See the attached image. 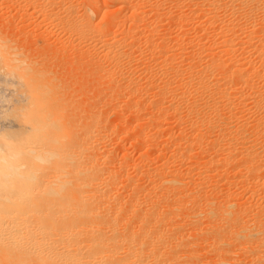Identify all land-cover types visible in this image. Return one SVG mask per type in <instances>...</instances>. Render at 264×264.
<instances>
[{"label": "bare ground", "instance_id": "bare-ground-1", "mask_svg": "<svg viewBox=\"0 0 264 264\" xmlns=\"http://www.w3.org/2000/svg\"><path fill=\"white\" fill-rule=\"evenodd\" d=\"M28 1H30V4H31V1L33 0H28ZM94 1L97 2V0H94ZM192 1L190 0V2ZM198 1L199 0H197V4H198ZM219 2L221 3L223 1L207 0L206 4L202 2L204 4L202 7L197 4H195V6L197 5L201 7L200 10L202 14L204 15L207 14L206 16H204V18L206 17L205 19H206L207 25L209 26L213 25L216 28H218V30H220L219 34L226 35V36L227 34L228 36L232 34L233 37L236 34L237 30L242 31V28L244 26V24L242 25V23L246 21L244 19L247 16V15L244 16V14H246L244 12H247V11L254 12L255 9L256 10L257 8L260 9V5L262 6V8H264V0H230V4L233 3V6H230L232 10L231 11L229 10L231 15L235 12L234 10L235 9L234 7H236V5L234 6L235 2L238 3V5L241 3L242 4L244 3L243 5L248 10L244 11L245 8L243 10V16L245 18H243L242 16H239L240 18L241 17L243 18L244 20V21L242 20L243 22L241 21V19L239 21V19L237 20L236 18H235L236 20H229L228 19L229 15H228L227 19L229 20V23L226 24L223 21L225 23L224 25L223 22L218 21L219 20L218 11H220L219 9H222L221 8L222 5H220ZM60 3L61 2L58 3L59 7L61 5ZM225 3H226V0H225ZM227 3L226 5H224L223 3V5L229 8L230 4L228 5ZM55 4L56 3L54 2V5ZM91 4H90V7L88 6L89 8H85V10L81 11V13L79 12L77 14H74L73 16L74 18L71 17L72 19L68 20L67 21L68 23L65 21L67 23V26L70 32H72L73 35H75V37H77L80 41L84 40L86 41V43L88 40L92 42L93 40H95V38L97 39L98 37L96 35L100 34L105 29L102 27L103 25L102 26L100 25V23L98 25L93 23V20H92L93 14H96V15L100 14L101 7L99 8L98 4L97 5H93V4L91 5ZM238 5L237 7L240 6ZM2 6H5V5L2 4ZM52 6H53V3H52ZM225 7L223 8L224 11H222L224 12V14L226 13V11H228L227 8L225 10ZM122 8L123 6L119 5V9H122ZM137 8L139 7L137 6ZM259 9L257 10V12H260ZM72 10L73 9L68 8L67 13L71 12ZM236 11H237V8H236ZM52 12L53 10L51 11V13ZM136 12L138 13L137 9H134L133 13H135V15H136ZM257 12L256 14L258 17L259 14ZM263 12L264 11H262L261 13ZM191 13H192L191 15H193V12ZM71 15H72V12H71ZM191 15H187V16H191ZM238 15H240V13ZM234 16H231V17H234ZM58 17L59 16H57V18ZM60 17L63 18L62 16ZM172 17H175V16H172ZM222 17L226 18L225 15ZM261 17H263V19H260L259 21L257 20L259 18H256V19L254 18L255 21L257 20L259 23H257V21L253 22L250 19V21H252L253 23L252 22H251L252 24L250 23L251 25L249 27L251 28L249 30L247 28L243 30L246 32H244L245 35L242 34L245 38L244 39L241 38L243 39V41L240 39L241 42L237 41L234 43V41L233 42L230 41L232 37H230L228 41V37L226 40V37L224 36V38L222 39H225V40H223L222 43L219 42L218 44L217 42L218 52L216 51L217 49H215L216 44H214L212 40L211 42L215 45V48L213 44H211L213 46L211 48H214L215 52L209 51V50L208 52L203 51L204 48L208 46L202 47V45H200L199 47L197 45L198 48L203 49L202 54L205 52L204 54H206L205 58H206L207 63H205L204 66L201 65L202 66V67L200 66L201 68L197 67L198 69L196 70L195 66L197 65L193 64L192 62L193 60H190V62L186 60L189 64L186 62L187 63L186 66L182 67L183 70L181 71L180 69L178 70L179 72H181V74L178 73V75H176L174 79L173 78L171 79L172 81L168 80L169 83L176 82V86L179 87L177 88L179 93L177 92L178 93L177 95H173L172 99L182 97L184 93L188 92L187 90H190V91L192 90L194 92H203L207 90V88L209 89V85H211L208 78L209 79L212 78L211 80L214 79L217 81L221 79L222 75L224 77V75H227V74L228 75L231 74V77L234 76L232 78H234L233 82L235 83L237 82L244 83V82L250 81L248 82L250 84L251 83L250 67L252 66L253 69H256L257 67L252 65L251 62L249 66V61L252 59L251 57H249L250 60L248 61V64H246V66L248 65L249 68L247 70L248 71L250 70L249 71L250 73L248 74L246 71L247 73L246 75L247 76L249 75L250 78L246 77V75L244 74L245 72L243 71H245L244 64L246 60L248 59V57L244 58L243 54H242L243 57L240 55V52L244 51V53H246L245 52L246 48L250 49L251 47L252 51L255 53V55H253V58L257 55L259 59L262 60L258 62L257 64L260 63V66L262 65L261 68L260 66L259 68L261 72L264 74V31H263L264 15ZM68 19H70V17ZM110 19L111 18H109V21ZM181 19L184 20L185 18L183 19L182 17ZM62 20L64 21V19H61V21ZM182 20H180V22ZM107 22H104V23L107 24ZM111 24H114V23H111ZM109 25H106V26H109ZM213 28L211 27V29ZM203 31H205V29ZM241 31L237 33H240ZM5 32L6 31H4V33ZM4 33L0 32V161L8 163L10 166V170L15 174L20 175V177L10 183H5V184L0 185V264H192L191 261L193 259L198 260L196 258L199 257L195 255L203 251H204V254L208 251L214 252L213 253L214 257L211 256L213 257V260H211V262L208 261L210 263L204 262L205 264H264V209L263 207L262 209H260V211H258V216L253 217L254 220L249 222L248 220H246V218L248 217L247 215L249 214L246 215L247 212L245 211V208L242 209L241 208L242 206L239 207L240 205L238 206L239 209L237 207L235 208V201H233L229 197L231 195H229L222 202H215V201H211L209 203L204 202L206 206H208L206 207L204 203L202 204V201H201L205 197L203 196L202 193H199V194L202 195L203 197L199 195L201 198H198L199 196L193 197V196L186 194L185 192L183 193L181 192L182 189L189 184H190L189 185L190 187L187 186L186 188L189 187L188 188L189 190L192 188L191 186L193 184L190 183L189 180L186 181L182 179L184 176L182 178H179L175 176H167L168 174L167 175L165 174V176L164 175L160 176L161 182L166 181L170 183L171 182L177 183V184L179 183L178 185H172V188L176 189V191L175 190L173 191L175 193L177 192V196L178 194L180 195L178 196L180 199L176 198L177 196L174 195L176 198L175 199L176 201L178 200L181 201L179 202L180 203L179 205H173V202H172V205H170L171 202H168V204L170 203L169 205H167L166 202L163 205L161 203L162 201L161 202L154 201V200H159V198H155V199L153 198L154 199L153 201L155 202V204H148L147 202L148 206L150 205L151 206L143 207L144 206L143 204L146 201L145 202L143 201L144 203L142 202L143 203L142 204L141 203L142 200H140L141 198L140 197L137 198L136 196L137 193L134 190H133V193L135 192L136 194H132V196L129 195L130 197L129 196L124 197V198H127V199H124L123 198V194H124L123 188L125 187L127 188L129 184H131L130 183L131 178L130 177L127 178V181H126L127 184L126 183L122 184L120 182L121 176L117 175L118 170L116 171L117 172L116 173L114 170H112L113 168L112 169L110 168L111 167L110 165L107 166L105 162V159H107V157L106 156L104 157L103 153L100 154L102 150H100V147L98 148L99 145L97 143V140L99 136H102L105 133L107 134L108 132L106 131L104 133L102 130L103 126L101 127L100 119L102 121V119L104 118L103 117L104 114L103 116H101L100 114L98 115L96 111L92 109L93 106L91 105L92 108L90 109H92L96 114L92 111L88 112L86 116L88 115L87 117H89L90 115L89 119L85 115L84 117L82 115L83 117V118L81 117L82 120L80 119V115L79 117H77L76 113L71 111V109H68L69 107L68 105H70L71 108H73L72 107L73 104L72 105L69 104L71 101L68 102V105L66 103L68 107L65 105V102L67 99L64 96L67 97V95L66 93L62 94L64 90L60 91L58 89L55 82L52 81V78H49L47 75V72L44 71L45 69L41 68L40 66L38 67L37 62L35 60L31 59L30 57H29L30 59L24 58L21 55V53L17 51L16 47L10 43L9 41L10 39L8 40V36L4 35ZM218 35H216L215 38L219 37ZM175 36L176 37L179 36L178 31L176 32ZM99 38L101 39V37ZM111 38L114 39L115 37H110L109 38L110 42L108 40L104 44L100 42L101 44H103L102 46H104V50H105L104 51L105 53H103L104 54L103 56L110 58L111 60L110 59L109 60L114 62L112 65L115 66L116 69H120L121 68L120 65L122 66L121 64L122 58L126 56L127 52L124 54V51L122 49L119 50L117 48L118 49L117 50L115 48L116 44L118 43L120 44L121 39L118 40L119 42L117 41L118 43H116L115 40H117V38H115V40H111ZM239 38H237V40ZM200 39L201 38H199V40ZM101 40H103V37ZM218 41H220V39ZM95 42L98 43V41L96 40ZM199 42L202 43L201 41ZM203 43H205V41ZM70 45L72 46L73 43ZM78 45L80 46V43H78ZM90 45L91 44H89V47H91ZM66 47L65 48L68 50L67 52H69L70 47L69 49H68V46ZM92 47L94 48L95 46H92ZM197 50L198 49H196L195 51ZM234 50L239 51L238 56L236 52V56L238 58L233 56L235 55ZM87 51H89V49L84 50L83 53H81L82 55L79 53V51L78 53L84 59L91 57V60H93L94 58L92 59V57L94 55L90 57H86L85 54H88L86 53ZM164 51H162L161 53H163ZM199 52H200V49H199ZM78 53L76 52V55L79 56ZM215 53H219L218 54L219 56H216ZM123 54L124 56L122 57ZM167 54L165 53L162 56L163 59L161 58L162 61L164 62V63L162 62L163 64L165 63L168 64L167 60H169V57L172 56L171 55L168 57ZM199 54L202 55L201 52ZM84 55L85 57H83ZM203 56L204 55H202V58ZM234 57L237 58L236 61ZM191 58L193 59V53H192ZM197 58L200 61L201 56L200 58L199 57ZM93 61H96V60H93ZM100 63H103V62H100ZM195 63L198 64L197 61ZM81 64L84 65V63H81ZM166 64L162 66L165 68ZM98 66L99 65H97V68ZM95 67H93V69ZM40 68L43 70H41ZM253 69H252V73L254 72ZM98 70L100 71L99 68ZM94 72L93 74L95 75ZM205 72H208V74H211L209 75L210 77L208 76V78L204 76L207 79L203 77V74ZM112 75L113 73L109 74L108 77H111ZM223 79L226 82V78H223ZM228 81H230V83ZM228 81L226 83H229L230 85L233 84L231 80H228ZM226 83L225 85L224 83H222L224 85L223 89H221L222 87L218 86V88H220L221 91L219 92L216 91L215 95L217 96L219 95L220 96L219 98L223 99V97L226 95H227L226 97H228V92L230 91L228 90V88H227L228 92L225 89L227 87ZM113 84H116V83H113ZM217 84H220V82L218 83L217 81ZM120 86H118L117 89L118 88L120 89ZM232 87L234 90L235 87L233 85ZM143 88L146 89L147 87L144 86L142 87V89ZM231 88L229 89L231 90ZM119 89L117 92H119ZM161 89L157 92H158V95L160 93V95L163 96L164 94H166L167 91L165 92L162 89L163 90L162 92ZM117 92L115 93V96H117L116 95L118 94ZM260 94L262 95V93ZM262 98L264 99V97ZM162 100L163 99L161 97V101ZM259 101H257L258 103L256 105L258 107L261 106L264 108V102L262 101L259 102ZM89 102H86V103H88L89 105L92 103L93 104L95 103V101L92 102L91 100ZM157 102L155 101V104H157ZM232 104L233 103L231 102V105ZM94 105H97V104H94ZM248 105L246 104L245 106H248ZM254 105H251V106H254ZM240 107L241 106H239V108L237 109H240ZM160 108H158L156 113L154 111H153L154 114L151 113L150 118H151L152 123L155 121H162L164 119L163 116L165 114L166 115L169 114V113H166L168 110L173 111L175 109L174 107L173 110L172 108L170 110L169 106L168 108L167 107L163 109H160ZM229 108L231 110V107ZM215 109L217 108L215 107ZM215 109H214V112H215ZM233 110L236 111L235 108ZM259 110H261L260 107H259ZM262 111L264 112V110ZM85 113L86 112H84V114ZM89 113H92V115ZM174 113L177 114L178 112L177 113L174 112ZM84 118H87L88 120ZM211 119L212 118L210 117L202 118L201 120H199V124H198L199 127H201L202 124L205 122L210 123ZM262 119L264 118L262 117ZM166 121L168 120L166 119ZM154 125H156V123ZM193 125H195V122ZM193 125L191 127H194ZM139 126L140 125H138L137 123L136 125H134V128L139 127ZM256 126H258V128L256 127L257 130L256 129L254 130H256L255 132H258L260 129L259 128L260 125H256ZM262 126H263V123H262ZM195 127L197 128V125ZM192 129L195 130L194 128ZM261 129L263 130V128ZM259 132H262V131L260 130ZM180 133H183V132H180ZM193 133L195 134L194 131ZM199 137H200V134H199ZM257 137L259 136L257 135L254 139H256ZM189 138L191 137L189 136ZM202 138L200 139L202 140ZM100 139L101 137L99 138V140ZM197 139L200 141V139L198 138V134H197ZM197 139L194 138L196 142L198 141ZM194 140H192L193 142L189 141L190 144L191 143L194 144ZM256 140H258V138ZM101 141L103 140H100L99 144H101ZM226 144H227L226 145L227 148L225 149L226 155L221 156L219 158V161H222V162L223 161L229 162L232 158L233 153L238 152V150L235 151L236 148H233L229 142ZM193 147H190V149ZM188 149H185V151H183L184 154L185 152H188ZM255 150L252 148V149H249L248 152L246 151L247 152L245 154L246 160L244 159V162H243L245 166L244 169H246L249 172V174L247 175V180L253 179V183H255L254 182L255 180H258V182L257 181L256 182L262 188L261 191L264 194V179H262L261 177L263 170L261 171V173L258 174V172H260L259 170H261L262 168L256 165L258 163V161L256 163V160H258L257 158H259V155L261 156L264 153L255 152ZM102 157H104V160ZM216 163L219 164V162H216ZM259 163L261 164V162ZM156 175H160L159 172L158 174L156 173ZM132 180L133 179H131V181ZM132 185L135 187V190H136L137 185L135 186L134 183ZM120 187H122V189H120L122 191H119ZM157 189L158 188H156L155 190ZM177 189L181 191H178ZM188 189L187 191H189ZM121 192L123 193L121 194ZM149 193L150 192H148V195ZM156 193L157 192H155V194ZM189 193L192 195L190 191ZM124 195L126 196V194ZM152 195L149 196L148 198L153 197ZM207 198L209 197L206 196L204 200ZM160 199L162 198L160 197ZM167 200L168 199L166 200L164 199V201H167ZM150 201L149 203H151ZM159 202L161 203V205L163 206L167 205V206L164 207L163 209V207L159 205L160 204ZM189 203L190 204L192 203V205L190 206H193L196 209L195 210L196 212L195 211L193 212L194 215L196 214L197 216L199 215V213H203V214H200L203 217L200 218V215L199 217H195L197 218V220L192 219L190 217L191 215L188 217L190 219V224L188 221L189 227L192 226L191 228H194V225H198L199 227H196V230L194 228L193 229L195 230L194 232L190 228L192 232L188 233V236H187L186 232L188 231H186L185 233L184 232L180 233V230H179L180 228H178L182 225L185 226L183 223L182 225L180 223V221L185 218H183L182 216L180 217L178 216L179 219L182 218L179 221V219H176V217L177 215H183V214H180L181 212L180 210H184L183 212L185 213V210L188 208ZM203 205L206 208L203 207ZM243 207H246V210L248 208L247 206H244V205ZM187 210L188 211L186 215L191 210H194V209L190 210V208H188ZM194 215L192 214V216ZM202 219L204 220L206 219L207 222L205 221L206 223H204V220L202 221ZM175 220L179 221L180 226L178 225L177 227V224H174V228L177 227L178 229L173 228L172 223ZM183 229H186V228L183 227ZM182 231L183 230L181 229V232ZM189 235L193 237L194 240H192V238ZM189 239L191 241H188ZM204 240L205 242L210 241V244L205 243V242H204L205 244H201L203 243L202 241ZM200 255H202L200 257L204 256L201 253ZM205 257L206 256H204V258ZM205 261L207 262V260Z\"/></svg>", "mask_w": 264, "mask_h": 264}, {"label": "rangeland", "instance_id": "rangeland-1", "mask_svg": "<svg viewBox=\"0 0 264 264\" xmlns=\"http://www.w3.org/2000/svg\"><path fill=\"white\" fill-rule=\"evenodd\" d=\"M50 1H52V2H50ZM199 1L197 4V0H193L192 2H190V0L189 1L188 0H115V1L114 0H97L98 3L94 0H54V1L53 0H48V1H46V0L45 1L44 0H33V1H31V4H30V1H28V0H7V1L2 0V1H0V3L3 2L0 4V6H1L0 7V9H1L0 10V30L2 29L3 31L1 30L0 32H3V33H4V31L7 32V33L5 32L4 35L8 36V40L10 39L9 40L10 43L16 47L17 51H19L24 58H26V59L31 58V59L35 60L37 62L38 67L40 66L41 68L45 69L44 71L47 72V75L49 78H52V81L55 82L58 89L60 91L64 90L62 92V94L66 93L67 97L66 96H64V97L68 100L67 101L65 99L66 100L65 105H66V103L68 105V102L71 101L69 104H71V105L73 104V106H72L73 108H71L70 105H68L69 107L67 105L66 106L68 107V109H71V111L76 113L77 117H79V115H80V119H81L82 115L84 117V115L86 116V114L88 112H91V111L94 112L93 110H95L98 115L100 114L101 116H103V114H104V116H103L104 118L102 119V121L104 120L103 121L104 124L102 123V121L100 119L101 127L103 126L102 130L104 133L106 131H108V132H107V134L106 133L104 134L105 136L104 135L99 136V138L101 137L100 140H103V141H101V144H99V141H100L99 138L97 140V143L99 145L98 148L100 147V150H102V152H100V154L103 153V156L107 157V159H105L107 166L110 165L111 166L110 168L111 169L113 168L112 170H114L115 172L118 170L117 175L121 176L120 182L122 184L126 183L128 177L133 179L132 180L133 182L130 179L131 184L128 183L129 186L127 188L125 187L126 189L123 188V192H124V194H126V196L123 194V198L128 197L129 195L132 196V194L137 193L136 196H137V198H139V197L141 198L140 199V200H142L141 203L143 201L144 202L146 201L145 203L143 202L144 204L142 203L144 205L143 207H147L148 204H155L154 201H156V202L162 201L161 203L163 205L165 204V202L167 205L170 204V203L168 204V202H171L170 205H172V202H173V205H179L180 204L179 202H181V201L178 200V199H180L178 196H180V195L178 194V196H177V192L175 193L173 191V190L176 191V189L172 188V185H178L179 183L178 184L172 183V182L170 183V182H166V181L161 182L160 176L161 175L165 176V174L166 175L168 174L167 176H175V177H179V178H182L184 176L182 179H184L186 181L189 180V182L193 184V185L191 184L192 188L190 190L188 189L190 187L189 186L190 184L188 183L189 184V185H187V186H189L188 188H186L187 187L186 186L182 189V191L177 189L178 191H181L182 193L185 192L186 194L193 196V197H198L200 195L199 193H202L203 196H205V197L208 196L209 198L204 200V198H205L204 197L201 200L202 204L204 202L209 203L211 201L222 202L229 195H231L229 197L233 201H235V208L236 207L238 208L239 205H240L239 207L242 206L241 207L242 209L245 208V211L247 212L246 215L249 214V215H247L248 219L246 218V220L251 222L252 220H254L253 217L258 216V211H260V209H262V207L264 209V194L261 191L262 188L257 183L258 180H255L254 181L255 183H253V179L247 180V175L249 174V172L246 169H244L245 166L243 163L244 159L246 160L245 154L249 151V149L253 148L254 150L256 149L255 152H259V153L263 152L264 153V150H263L264 149V133H263L264 132V121H263L264 119H262V117L264 118V116H262V115H264L263 114L264 112L262 111V110H264V108L259 106L261 109V110H259V107L256 105L258 103L257 101H259L260 99L261 100L259 102H261V101L264 102V99L262 98V97H264V95H263L264 94V74L260 70L262 65L260 66V63L257 64L258 62H260L262 60L259 59V57L257 55L253 58V55H255V53L252 51L251 47H250V49H247V48H246L247 50L245 49L246 53H244V51L240 52V55L242 57H243V55H244V58L248 57V59L246 60V62L244 64V66H245L244 70L245 71H243V72H245L244 73L245 75L247 73L249 74L251 72L250 73V76H251V79H250L251 83L250 84L248 83L250 81H248V82L243 81L244 83L233 82L234 78H232V77H234V76L231 77V74L230 75H228V74L224 75V77L222 75L221 79L219 78L222 81L217 80L218 83L220 82V84H217L216 80H214V79L211 80L212 78L211 79L208 78V76L211 74H208V72H205L206 75L207 74L208 75L206 76L204 73L203 77L204 76L207 77L211 83V85H209V89L207 88V90H205L203 92H194L192 90L191 91L187 90L188 92L184 93L182 97L172 99L173 95H177L179 93L178 89H177L179 87L176 86V82H173V83L170 82V83H172V84H170L168 82V80H171L172 78L174 79V77L176 75H178V73L181 74V72H179L178 70L179 69H180V71L183 70L182 67H185L186 64L188 62H190V60H193L192 61L193 64L197 65V66L193 65L196 67V70L198 68H201L202 66H204V64L207 63L206 58H205L206 54H204L205 52L202 54V52L203 51L208 52V50L215 52L214 50L218 48L217 45L219 44V42L222 43L223 40H225V39H222V38H224V36L226 37V40L228 37V41H229V38L232 37L230 39V41H232V42L234 41V43L237 41L241 42V40L243 41V39L245 38L243 35H245L244 32H246L243 30L246 28L249 30L251 28L249 26L253 22H256L257 20L259 21L260 19H263V17H261V16L264 15L263 14L264 12L263 13H261V12L264 11L263 10L264 8H262V6L260 5V9L257 8V10L259 9L260 12H257V10L255 9V11L259 14L257 17V14L255 11L254 12L253 11L252 12L247 11L248 9L245 8V6L243 5L244 3L243 4L241 3L242 1L240 2L241 4H239L241 7L238 5V3H236L238 1H236L234 4V6L236 5V7H234L235 8L234 9L235 14L233 13L231 15L230 11L232 9L230 8V6H233V3L230 4V0H226V3L228 2L227 4L228 5L230 4L229 8H227L224 6V5H226L225 0H218V1H223L221 3L219 2V4L222 5L221 6L222 9H219L220 11H218V13H219L218 16L220 17V18L218 17V19H219L218 21H221V22L224 21L226 24H228L229 20H236V19L238 20L239 19V21H240V19H241V21H242L243 18H245L244 17L245 15L248 16V17L246 16V18L244 19L246 21L243 20L244 23H242V25L243 24H244V26L246 25L245 28L243 26L242 31L237 30V32H239V31H241V32L240 33L236 32V34L233 37L232 34L231 35L229 34L230 36H228V34H227V36L219 34L220 30H218V28H216L213 25H210L212 28L214 27L213 29H211V27L206 24V19H205L206 17L204 18V16H206L207 14H205V15L202 14L200 8L204 4L207 3V0H204V1L199 0ZM215 1H217V0H215ZM7 2H8V4H7ZM54 2L56 3L55 4L56 6L54 5ZM59 2H61L60 7L58 4ZM90 2L93 5L98 4L99 8L101 7L100 8V14H97V15L93 14V17H92L93 23L97 24V25L100 23V25L101 26L103 25L102 27L105 28L104 29L105 32L102 31L100 34H97L96 36L98 38L97 39L95 38V40L98 41V43L101 42L104 44L105 42H107V40L110 42V39H109L110 37L117 38V40H115V38L114 39L111 38V40H115L116 43H118L119 42L118 40L121 39L120 44L121 43L122 44L121 45L119 43L116 44L115 48L116 49L118 48L119 50L122 49L124 51V54L127 52L125 57H123L124 54L122 55V57L124 59L121 57L122 58V61H121L122 66L120 65V67H121V68L119 67L120 69H116L115 66L112 65L114 62L110 61L111 60L110 58L103 56L104 55L103 53H105L104 52L105 51L104 46H102L103 44H101V43L98 44L95 42V40H93L92 42H90V40H88L87 43L91 44L90 45L91 47H89V44H87L86 41H84V40H82L83 42L80 41L68 29V26H67L68 22L67 21L74 18L73 17L74 14H77L79 12L81 13V11H84L85 8H89L90 4H91ZM202 2H204V4ZM32 3H33V5H32ZM52 3H53V6H52ZM223 3H224V5H223ZM2 4L5 6H2ZM195 4H197L201 7H199L197 5L195 6ZM119 5H122L123 8L119 9ZM136 5L139 8H137ZM237 5L239 7H237ZM223 6L225 7V10H226V8L228 10V11H226L225 14H224V12H222V11H224ZM68 8L73 9L71 11L72 15H71V12H68L70 14L67 13ZM236 8H237V11H236ZM241 8H243V9H241ZM244 8H245V10H244ZM134 9H137V11H138V13L136 12V15H135V13H133ZM142 9H143V11H142ZM198 9L200 10V12ZM52 10H53V12L51 13ZM144 10L146 11V13ZM243 10L247 11V12H244V13H246V14H244V16H243ZM44 11H45V13H44ZM105 11H107V12H105ZM173 11L176 12L177 14L174 13ZM140 12H142V13H140ZM191 12H193L194 16L191 15L192 14ZM194 12H195V14H194ZM197 12H199L200 14ZM236 12H237V14H236ZM171 13H172V15H171ZM239 13H240V15H238ZM65 15H66V17L69 16L70 19H68L69 17L66 18ZM166 15H167V17H166ZM187 15H191V16H187ZM224 15L226 16V18L222 17ZM230 15L231 16L235 15L237 17H235V16L231 17ZM57 16H59V17L57 18ZM60 16H62L63 18H61ZM172 16H175V17H172ZM179 16H181V17H179ZM227 16L229 17L228 18L229 20L227 19ZM239 16H242L243 18L242 17L240 18ZM102 17H104V18H102ZM176 17H178L179 19ZM182 17H183V19L184 18L185 19L182 20L181 19ZM251 17L253 19L254 18L255 19L259 18V19H257L255 21V19L253 20ZM109 18H111L110 21H109ZM113 18L116 20H114ZM61 19H64V21L63 20L61 21ZM173 19H174V21H173ZM250 19L253 22L250 21ZM180 20H182V21L180 22ZM258 21H257V23H259ZM104 22H107V24ZM179 22H180V24H179ZM224 22H223V24L225 25ZM245 22H246V24H245ZM247 22H249V23H247ZM260 22H262V21H260ZM109 23H110V25H109ZM111 23H114V24H111ZM181 24H182V26H181ZM106 25H109V26H106ZM205 25L210 29H208ZM263 25H264V23H263ZM3 27H5V28H3ZM129 28H131V29H129ZM204 29H205V31H203ZM149 30H151V31H149ZM177 31L179 32V36L176 37L175 34ZM263 31H264V29H263ZM206 32H208V33H206ZM216 35H218L219 37L215 38ZM236 35L239 36L240 38L237 37ZM201 36L203 37V39ZM99 37H101V39L103 37V40H101ZM107 37H108V39H107ZM212 37H214V38H212ZM236 37L239 39L237 40ZM199 38H201L202 40L201 39L199 40ZM241 38H243V39H241ZM219 39H220V41H218ZM235 39H236V41H235ZM211 40L214 44H216V48H215V45L211 42ZM199 41H201L202 43L205 41V43L207 42L208 44L203 43L204 44L203 45ZM93 42H94V44H93ZM217 42H218V44H217ZM72 43H73V45L71 46L70 44H72ZM78 43H80V46L81 45L82 46L80 47L78 45ZM211 44H213L215 49L211 48V47H213ZM197 45L199 47H200V45H202V47H204V46H208V47H205L203 50L202 48H198ZM66 46H68V49L70 47V49H69L70 53L67 52L68 50L66 49L67 48ZM92 46H95L97 49L95 47L93 48ZM121 46H123V47H121ZM60 47H62V48L64 47V48L62 49ZM71 47H73V48H71ZM102 47H103V49H102ZM88 49H89V51L86 52L88 54H85L86 57H90V56L94 55L92 57V59L94 58L93 60H96V61L91 60V57L84 59V58H82V56H80V54L83 53L84 50H88ZM100 49H102V50H100ZM163 49L165 51H167V50L168 51L165 52ZM196 49H198V50L195 51ZM199 49H200L201 54L204 55L203 58H202V55L199 54L200 53ZM248 50H250L251 52ZM78 51L80 54L78 53ZM162 51H164L163 52L164 54L169 53L170 55L167 54L168 57L172 55L171 56L172 58L169 57V60L171 58V60L173 61L175 58L173 63L171 60L170 61L167 60L168 64L165 63L166 64L165 68L163 67L165 64H163L164 62L162 61V59H163L162 56L164 55L163 53H161ZM193 51H195V52H193ZM216 51L218 52V49ZM76 52L79 54L80 57L78 55H76ZM236 52H237V56L239 54V51H235V53H234L235 55H233L235 57H237ZM174 53H176V54H174ZM192 53H193V59L191 58ZM215 54H216V56H219L218 55L219 53H215ZM72 55H74V56H72ZM85 55L83 57H85ZM200 56L202 59L200 58ZM197 57L200 58V61ZM249 57H251L252 59L250 60ZM237 58H235V61L237 60ZM66 60H67V62H66ZM84 60H86L87 62ZM88 60H89V62H88ZM196 61L198 62V64L195 63ZM248 61H249V66L252 63V65L256 66L258 69L257 68L253 69V67L251 66L250 67L251 71L249 70L250 71L249 72L247 70L249 67H248V65L246 66V64H248ZM100 62H103V63H100ZM81 63H84V65ZM101 64H103V65H101ZM261 64H262V62H261ZM97 65H99L98 68L100 69V71L98 70ZM100 66H102V67H100ZM259 66H260V68H259ZM93 67H95L94 69H96V70H94ZM43 69H41V70H43ZM105 69H107V70H105ZM252 69L254 70L253 73H252ZM91 70L93 72L95 71L94 72L95 75L93 74V72ZM104 70H105V72H104ZM111 71H113V72H111ZM120 71H122V72H120ZM246 71H247V73H246ZM96 72H97V74H96ZM255 72L258 73L259 75L256 74ZM111 73H113V75L111 77H108L109 74H111ZM222 77L226 78V82L228 80H231V82H233V84L232 83L231 84L236 89H238V88L239 89L236 90L234 88V90H233L232 85L229 84L230 81H228L229 83H226ZM246 77L250 78L249 75L248 76L246 75ZM207 78H205V79H207ZM123 79H124V81H123ZM129 79H131V80H129ZM164 80L166 81V83L167 82L168 83L166 84ZM113 81H115V82H113ZM213 81L214 82L216 81V82L214 83ZM113 83H116V84H113ZM118 83H119V85H118ZM222 83H224V85L226 83L227 87L225 86L226 87L225 89L227 90V88H228V90L230 91V92H228V90H227L228 97H226L227 96L226 95L223 97V99L219 98L220 97L219 95L218 96L215 95L216 91L219 92V91H221V89L224 88V85ZM120 84H121V86H120ZM235 85H237V86H235ZM118 86H120V89L118 88L120 93L117 92ZM144 86H146L147 88L142 89V87H144ZM218 86L222 87V88L220 89V88H218ZM161 88L165 92L167 91L166 94H164L163 96H161L160 93H159V95H160L159 96L158 92H157ZM229 88H231V90ZM162 89H161V91L163 92ZM173 90H175V91H173ZM239 91H241V92H239ZM259 91H260V93H262V95L259 93ZM116 92L118 93V94H116L117 96H115ZM122 92H123V94H122ZM229 93H231V94H229ZM72 94H73V96H72ZM72 97H73V99H72ZM161 97L163 99L162 101H161ZM90 100L92 102L95 101L94 104H97V105H94L92 102H91L92 104H90V105L88 103H86V102H89ZM157 100H158V102H157ZM255 100H256V102H255ZM155 101L157 102V104H155ZM231 102L233 103L232 105H231ZM137 104H138V106H137ZM246 104L247 105L249 104L250 106L249 105L245 106ZM91 105L93 106V108ZM171 105H173V106H171ZM251 105H254V106H251ZM82 106H84V107H82ZM165 106L167 108L169 106L170 110H171V108L173 110L174 107H175V109L173 111L168 110L166 113H169V114H167V115L165 114L164 115L165 117L163 116L164 119L162 121H155L152 123L151 118H150L151 113L154 114V112L155 113L157 112L158 108L161 107L160 109H163V108H166ZM224 106H225V108H224ZM228 106L231 107V110ZM239 106H241V107L244 106V107L243 108L240 107V109H241L240 110V109H237V108H239ZM215 107L217 109H215ZM226 107L232 112H230ZM232 107H233V109L235 108L236 111H234L232 109ZM87 108L88 109L92 108L93 110L92 109L88 110ZM213 108L215 109V112H214ZM82 110H83V112H82ZM240 111H242V112H240ZM73 112H72V114H73ZM77 112H79V113H77ZM84 112H86V113L84 114ZM174 112H176V113L178 112V113L175 114ZM212 112H213V114H212ZM89 114L92 115V113H89ZM216 114H217V116H216ZM225 114H227V115H225ZM76 115H74V116H76ZM169 115H170V117H169ZM89 117H90V115H89ZM89 117H87V118L89 119ZM179 117H180V119H179ZM204 117L212 118L211 122L210 123L205 122L202 124V126L200 124L201 127H199V125H198L199 120H201ZM87 118H84V119H87ZM100 118H102V117H100ZM165 118L168 121H166ZM168 118H170V119H168ZM194 122H195V125H193ZM261 122L263 123V126H262ZM137 123L140 126L134 128V125H136ZM155 123H156V125H154ZM158 123H160L161 125ZM253 124H255V125H253ZM104 125H105V127H104ZM192 125L194 127H191ZM196 125H197V128L195 127ZM256 125H260L259 131L261 130L262 132H259V131L255 132L258 128V126H256ZM192 128H194L195 130H193ZM261 128H263V130ZM254 129H256V130H254ZM243 130H244V132H243ZM193 131L195 132L196 135L193 133ZM180 132H183L184 134L180 133ZM254 132H255V134H254ZM259 133H261V134H259ZM101 134H103V133H101ZM197 134H198L199 139L203 137L202 140L200 139V141H199L197 139ZM199 134H200V137H199ZM257 135L260 137V138L257 137L258 140H256L257 138L254 139ZM189 136L191 138H189ZM140 138H142V139H140ZM194 138H196L198 140L197 141L198 143L196 142V140H194ZM192 140H194V144L193 143L190 144V142ZM199 142L201 145L199 144ZM228 142L231 144V146L233 148H236L235 151L238 150V152H236V153L234 152L235 154L233 153L232 158L229 162L219 161V158L221 156L226 155L225 149L227 148L226 143H228ZM193 145H194V147H193ZM189 146L193 147L194 149L193 148L190 149ZM102 148H104L105 150ZM106 149H107V151H106ZM185 149H188L189 153L185 152V154H184L183 151H185ZM100 150H98V151H100ZM242 154H244V155H242ZM104 157H102L103 160H104ZM261 157L263 158V160ZM257 159L258 160H256V163H257V161H258V163L256 165L260 166L262 168V169L260 168L261 170H259L260 172H258V174L261 173V171L263 170L261 177H262V179H264V175H263L264 174V154L261 156L259 155V158H257ZM216 162H219V164H217ZM259 162H261V164ZM262 165H263V167H262ZM158 172L160 175H156V173L158 174ZM159 182H161L162 185ZM133 183L135 184V186L137 185L136 190H135V187L132 185ZM157 184H158V186L161 185L160 186L161 188L158 187ZM125 186H127V185H125ZM138 188H140V189H138ZM142 188H143V190H142ZM153 188H155V189L158 188V189L155 190ZM171 188H172V190H171ZM120 189H122V187L119 188V191H122ZM187 189L192 193V195L189 193V191H187ZM133 190L136 193L135 192L133 193ZM137 191L139 192V194ZM123 192H121V194ZM148 192H150L149 195H148ZM155 192H157V193L155 194ZM143 193H144V195H143ZM195 194H196V196H195ZM151 195L153 197L148 198ZM174 195L177 196L176 198H178L177 199L178 201L175 200L176 198ZM171 196H173V197H171ZM200 196L203 197L202 195H200ZM200 196L198 198H201ZM145 197L147 198V200ZM160 197L163 200L160 199ZM163 197H165V198H163ZM153 198L154 199L159 198V200H154ZM124 199H127V198H124ZM164 199L165 200L168 199V200L164 201ZM150 200H152V201H150ZM149 201L151 203H149ZM174 201H175V203H174ZM147 202H148V204H147ZM236 202L238 205L236 204ZM161 203L159 205H161ZM205 203H204V205L206 206ZM163 205H161V207H163V209H164V207H166L167 205L166 206H163ZM190 205H192V203L191 204L189 203L188 208H190V210L191 209H194V210H191V211L189 210L190 212L188 213L189 215L187 214L188 216L186 215L188 208L185 210V213L183 212L184 210H180L181 211L180 214H183L185 217L183 215H177V217L182 216L185 219L180 218V219H182L180 221L179 217L178 218L176 217V219H179L181 225L183 223L185 226H183V225L180 226L179 221H177V220H175L172 223L173 228H174V224H177V227H178V225L180 226V227H178V228H180L179 229L180 233H183V232L185 233L186 231H188V232H186L187 236H188V233H190L192 231L194 232L196 230V227H199L198 225H194L195 230H193L194 228H191L192 226L189 227L190 219L188 217L191 215L190 217L192 219L197 220V218H195V217H199L200 214H203V213H199V215H197V216H196V214L194 215L193 212L196 209ZM204 205H203V207H205ZM243 205L248 207L247 210H246V207H243ZM150 206H148V207H150ZM206 207H208V206H206ZM192 214L194 216H192ZM202 217L203 216L200 215V218H202ZM203 220L204 219H202V221ZM176 221H177V223H176ZM188 221H189V224H188ZM205 221H206V219L204 220V223L207 222V221L206 222ZM175 227H176V225H175ZM177 227L174 229H178ZM183 227L186 229H183ZM190 228L192 229V231ZM181 229L183 230L182 232H181ZM191 238H192V240H194L193 237H191ZM188 241H191V240L189 239ZM202 242L203 243H201V244H205V243L210 244V241L205 242V240H204ZM209 252H211V251H208L205 253L207 255L204 254V251L199 252L197 255H195V256H199L198 258L195 257L198 260L193 259L192 260L193 262L191 261V263L197 264L198 261H199L198 264L210 263L211 260H213V257H214L213 253L214 252H211V253H209ZM200 253L206 257L205 258H204V256L200 257V256H202V255H200ZM211 256H213V257H211ZM236 256H238V255H236ZM208 259H210V260H208ZM205 260H207V262ZM208 261H210V262H208Z\"/></svg>", "mask_w": 264, "mask_h": 264}, {"label": "clouds", "instance_id": "clouds-1", "mask_svg": "<svg viewBox=\"0 0 264 264\" xmlns=\"http://www.w3.org/2000/svg\"><path fill=\"white\" fill-rule=\"evenodd\" d=\"M19 177L20 175H17L10 170L8 163L0 161V185L10 183Z\"/></svg>", "mask_w": 264, "mask_h": 264}]
</instances>
